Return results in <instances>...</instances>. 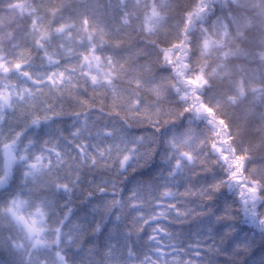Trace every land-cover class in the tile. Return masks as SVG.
<instances>
[{
    "label": "snow or ice",
    "instance_id": "obj_1",
    "mask_svg": "<svg viewBox=\"0 0 264 264\" xmlns=\"http://www.w3.org/2000/svg\"><path fill=\"white\" fill-rule=\"evenodd\" d=\"M0 264H264V0H0Z\"/></svg>",
    "mask_w": 264,
    "mask_h": 264
}]
</instances>
